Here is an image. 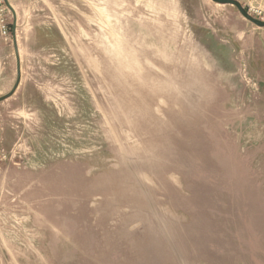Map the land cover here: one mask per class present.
<instances>
[{"label":"rangeland","instance_id":"obj_1","mask_svg":"<svg viewBox=\"0 0 264 264\" xmlns=\"http://www.w3.org/2000/svg\"><path fill=\"white\" fill-rule=\"evenodd\" d=\"M1 20L0 264H264V28L211 0Z\"/></svg>","mask_w":264,"mask_h":264},{"label":"water","instance_id":"obj_2","mask_svg":"<svg viewBox=\"0 0 264 264\" xmlns=\"http://www.w3.org/2000/svg\"><path fill=\"white\" fill-rule=\"evenodd\" d=\"M212 3L217 4V5H229V6H233L234 8L237 9V11L239 12V14L248 22H250L251 24H253L254 26H256L257 28H264V21L261 20H257L255 18H253L242 6L239 2L235 1V0H211ZM14 48H15V53H16V59H17V79L16 82L13 86V88L11 89V91L0 98V103L7 100L8 98H10L15 91L17 90L19 83H20V69H19V60H18V55H17V50H16V46L14 44Z\"/></svg>","mask_w":264,"mask_h":264},{"label":"built area","instance_id":"obj_3","mask_svg":"<svg viewBox=\"0 0 264 264\" xmlns=\"http://www.w3.org/2000/svg\"><path fill=\"white\" fill-rule=\"evenodd\" d=\"M0 31L3 35L7 34V25L4 23V20L0 21Z\"/></svg>","mask_w":264,"mask_h":264}]
</instances>
